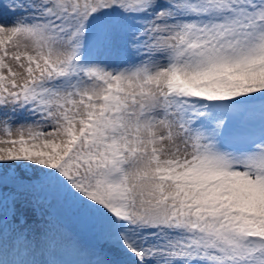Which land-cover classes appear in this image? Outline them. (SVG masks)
Wrapping results in <instances>:
<instances>
[{"label": "snow or ice", "instance_id": "6c2138e0", "mask_svg": "<svg viewBox=\"0 0 264 264\" xmlns=\"http://www.w3.org/2000/svg\"><path fill=\"white\" fill-rule=\"evenodd\" d=\"M0 264H264V0H0Z\"/></svg>", "mask_w": 264, "mask_h": 264}, {"label": "rangeland", "instance_id": "374dc122", "mask_svg": "<svg viewBox=\"0 0 264 264\" xmlns=\"http://www.w3.org/2000/svg\"><path fill=\"white\" fill-rule=\"evenodd\" d=\"M58 259L64 260V261H71L73 259V257L70 256V255H63V254H61L60 256H58Z\"/></svg>", "mask_w": 264, "mask_h": 264}]
</instances>
